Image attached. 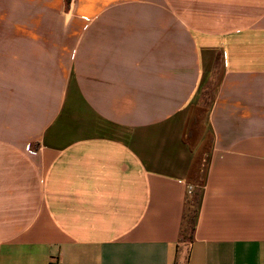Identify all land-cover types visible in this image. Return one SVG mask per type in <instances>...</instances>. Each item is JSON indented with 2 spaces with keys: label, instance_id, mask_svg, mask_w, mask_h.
<instances>
[{
  "label": "crops",
  "instance_id": "1",
  "mask_svg": "<svg viewBox=\"0 0 264 264\" xmlns=\"http://www.w3.org/2000/svg\"><path fill=\"white\" fill-rule=\"evenodd\" d=\"M53 261L264 264V0H0V264Z\"/></svg>",
  "mask_w": 264,
  "mask_h": 264
},
{
  "label": "trees",
  "instance_id": "2",
  "mask_svg": "<svg viewBox=\"0 0 264 264\" xmlns=\"http://www.w3.org/2000/svg\"><path fill=\"white\" fill-rule=\"evenodd\" d=\"M199 199V191L193 197V205L185 208L184 221H183V229H182V237L185 239L191 238V233L193 230V223L195 218V206Z\"/></svg>",
  "mask_w": 264,
  "mask_h": 264
},
{
  "label": "built area",
  "instance_id": "3",
  "mask_svg": "<svg viewBox=\"0 0 264 264\" xmlns=\"http://www.w3.org/2000/svg\"><path fill=\"white\" fill-rule=\"evenodd\" d=\"M191 189V187H189V190ZM47 264H61L60 262L58 261H53V262H50V263H47Z\"/></svg>",
  "mask_w": 264,
  "mask_h": 264
},
{
  "label": "rangeland",
  "instance_id": "4",
  "mask_svg": "<svg viewBox=\"0 0 264 264\" xmlns=\"http://www.w3.org/2000/svg\"><path fill=\"white\" fill-rule=\"evenodd\" d=\"M191 205H193V203H191Z\"/></svg>",
  "mask_w": 264,
  "mask_h": 264
}]
</instances>
